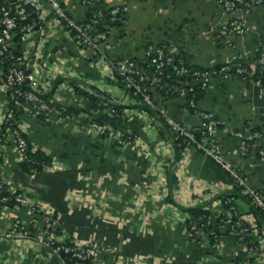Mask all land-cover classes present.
<instances>
[{
    "label": "crops",
    "instance_id": "1",
    "mask_svg": "<svg viewBox=\"0 0 264 264\" xmlns=\"http://www.w3.org/2000/svg\"><path fill=\"white\" fill-rule=\"evenodd\" d=\"M64 1L77 20L87 18L88 6L83 0ZM102 3L127 6L124 22L110 27L111 46L107 52L115 60L143 57L148 43L166 42L175 52L184 54L192 66L209 68L238 56L252 60L264 40V1L244 12L251 28L243 34L223 32V24L231 17L223 0ZM32 19L36 25V18ZM38 25L41 57L54 71L53 84L67 75L87 81L97 90H112L126 101V87L120 79L110 77L93 56L83 51L77 38L58 23L52 12L48 11ZM1 75L0 65V79ZM50 77L44 72L39 75L41 81ZM174 91L170 95L156 91L153 98L158 107L164 106L187 125L199 124L200 113L184 106L188 93L177 88ZM54 93L77 110L72 118L27 112L23 121L33 149L49 154L55 169L32 173L22 169L20 151L10 132L3 144L0 140V148L3 176L9 184L27 188L35 200L45 204L54 215L55 229L61 230L56 231L59 237L67 235L73 241L111 246L113 251L101 254L94 264H260L256 253L248 251L246 243L231 231L230 219L219 220L222 232L216 245L204 229L189 227L190 214L180 206H193L211 198L210 194L203 195L199 188L202 184L228 189L234 171L246 174L249 183L264 194V95L259 94L253 77L212 76L198 96L199 109L211 110L224 120L216 132L222 148L218 159L194 144L177 155L170 133L162 124H151L138 110L129 117L135 138L117 144L81 129L94 119L117 130L118 124L105 108L95 107L97 102L65 83ZM134 101L131 99V103ZM8 105L7 95L0 89V139ZM237 130L261 132L246 153V134ZM210 203L212 222L217 221V215L228 213L221 200ZM235 203L242 213L249 208L243 198ZM17 217L28 223L32 215L18 205L4 207L0 264H63L60 256L37 237L15 238L8 233ZM240 254L243 257L238 258Z\"/></svg>",
    "mask_w": 264,
    "mask_h": 264
},
{
    "label": "built area",
    "instance_id": "2",
    "mask_svg": "<svg viewBox=\"0 0 264 264\" xmlns=\"http://www.w3.org/2000/svg\"><path fill=\"white\" fill-rule=\"evenodd\" d=\"M64 0H21L17 2L6 3L4 1L0 3V54L7 52L6 55L12 59L11 67L8 71L4 70L2 65L4 59L0 57V65L2 66V75L0 79V89H3L8 99V107L5 112L3 119L4 130L1 134V144L6 139L8 133H12L13 141L16 147L20 151V160L29 159V137L27 135L26 125L23 121V114L30 112L36 116L48 117L51 115H58L62 119H69L75 115V112L69 109L68 104L59 100L56 96V93L47 97L45 94L50 91L53 87V69L42 60V55L40 52L39 41L42 38L37 34V28L35 22H26L24 24L18 23V15L20 17H26L31 13L26 8V3L31 2L33 9L38 13V23L40 24V19L46 18L47 13L52 12L58 19V23L62 25L69 33L73 29L76 31V34H73L78 41V45L83 51L89 53L93 58H95L99 65L105 72H108L110 77L121 79V81L126 82L127 86L134 87L133 89L126 88V101L123 97L121 99L119 96L114 94L111 90L109 92L107 89H99L100 91H105L106 94L102 99L97 100V105L99 107L105 108L111 115L114 113V107L116 103H131V99L139 93L143 94V102H146L152 107L160 108L165 119L170 124L172 132H175V137L184 135L185 148L189 145H196L204 150L206 154L214 158H221L222 148L220 143L216 140V132L219 126L223 125L224 120L221 117L215 115L211 110H201L197 107V101L195 98H190L187 96L186 102L191 106L195 107V110L200 113L202 118L200 123L195 126L187 125L179 120H176L172 115L168 113V110L164 107H158L154 98L147 92L148 89L152 87H157L160 83V73L161 70L158 68L154 71L152 75L141 74L140 81L135 77L137 72V65L140 61L135 57L123 58V59H112L109 57L107 49L111 46L108 41L109 29L100 30L97 32H92L94 28V23H97L101 19H110V20H119L122 19L123 13L127 10L125 4H114L109 9L101 8L91 11L92 14L89 15L88 19L83 21L77 20L73 17L67 7L63 4ZM84 3L89 5H96L98 0H83ZM264 0H223V6L226 11L231 13V17L223 24V32H234L243 34L247 32L250 27L249 23L244 20V12L248 10L251 6L255 4L262 3ZM123 14V15H122ZM18 32L22 35L21 45L22 52L17 51L19 41H16L14 36ZM72 34V33H71ZM38 36V40H37ZM261 48L263 49L258 57H255L250 61L249 66H245L241 61H235L233 59L229 60L223 66L212 67L210 69H193L189 70V67L184 63V59L180 58L182 63L177 69V74L183 75L190 72L193 78L191 80L202 81L204 87L208 86L209 78L212 76L216 77H227L232 74L231 68L235 64V73L244 76L253 77L254 83L258 87L259 94L264 95V82L259 78H254L256 72H264V40L260 43ZM168 51H167V50ZM175 52L170 45H156L148 44L145 49V54L142 61L149 62L148 64L155 62L158 65L170 64L175 59ZM140 66V65H139ZM46 73L47 76H51L50 79L41 81L39 75L41 73ZM117 75H121L117 77ZM56 76V75H55ZM142 80L144 82H142ZM55 81V80H54ZM145 81H148L147 84ZM65 83L67 86L76 90L77 86H80L86 89L89 92H92L91 86L87 81L80 80L77 78H72L65 75V78L56 85L55 91H58V88L61 84ZM188 84L190 81L187 79H179V83L173 84V88H177L180 91L187 92L189 89ZM169 90V89H168ZM167 89L164 92L168 91ZM190 90V89H189ZM188 93V92H187ZM11 101V102H10ZM18 106V108L15 107ZM143 114L145 118L153 125L160 126L161 121L152 115L147 109L140 107L129 106L125 109L124 112L120 113L122 118H129L133 111ZM119 114V113H118ZM159 124V125H158ZM87 129L93 131L99 136H105L109 139H112L114 142L122 144L131 139H134L136 132L130 127L123 129L121 127L117 130L110 129L104 123L98 120L90 119L89 122L84 123L81 129ZM202 128L203 136L201 139H196L194 131L200 130ZM166 131V130H165ZM237 130L239 134H246V143L243 153H246L248 150L247 143L248 139H254L261 135V132L258 130ZM128 133V134H127ZM168 133V132H167ZM127 134V138L125 135ZM134 135L131 138V135ZM170 137L172 138L171 134ZM131 138V139H130ZM172 141L173 138H172ZM244 148V147H243ZM263 152V150H262ZM44 170L55 169V162L51 161L45 163ZM37 169L34 167L32 172H36ZM2 167H0V188H2L5 183H7L8 189L15 194V199L17 200V205L26 208L32 215L29 222H25L22 218H16L13 228H10L8 232L11 236L17 238L18 236H35L40 241L46 243L54 253L59 255L60 249L72 250L74 249V254L77 255L82 261H78L77 264H87L85 261L90 260L89 264H94L96 259L103 253L113 251L112 247L106 244H96L94 242H77L71 240L67 235H60L55 231L54 226V216L53 213L47 209L45 204L41 201L35 200L29 193L28 189L25 187H14L8 183L6 178L2 174ZM236 181L239 184L243 185L242 191L244 193H250L253 198V202L257 205L264 207V194L259 188L252 186L249 183L247 175L238 176V172L235 173ZM234 182H230L229 186L231 187ZM229 187V188H230ZM203 195H209L213 201L221 200L219 193L222 192L220 185L218 184H209V185H200L199 187ZM8 198L7 195L3 196L1 199L5 200ZM231 199L228 198L226 201L229 202ZM212 201V203H213ZM212 204H207L206 207H211ZM0 218L2 216V204H0ZM228 214H238L240 213L239 209L236 206V203L231 204L228 209ZM211 218V217H210ZM240 227L236 228L233 226L231 231L237 235L239 240H242L246 233L253 232L255 236V241L259 243L261 248L258 251V248L255 245L249 247L248 251L251 253H256L258 257V262L264 264V231L257 226L255 222L254 212L247 210L242 213V218L237 220ZM194 227L202 228L206 231L207 236L209 231L203 227V222L198 224L197 221L194 222ZM0 226V237H2V231ZM213 232V229L211 230ZM259 239V241L257 240ZM68 241L72 242L73 245L67 244ZM58 242L57 245L55 243ZM213 244H218V239L213 242ZM60 256V255H59ZM61 258V257H60ZM63 264L64 260L61 258Z\"/></svg>",
    "mask_w": 264,
    "mask_h": 264
},
{
    "label": "trees",
    "instance_id": "3",
    "mask_svg": "<svg viewBox=\"0 0 264 264\" xmlns=\"http://www.w3.org/2000/svg\"><path fill=\"white\" fill-rule=\"evenodd\" d=\"M4 1L6 3H10V2H17V1H21V0H0V3L1 2L4 3ZM63 4L65 5V1H63ZM111 6H113V4L106 6V5H104L102 3V0H98L96 2V5L92 4V5L88 6V15H87L86 19H88L90 14H92L91 11H93L95 9H100V7L101 8H105L107 10ZM123 14H125V12ZM124 18H125V16L123 15L122 19H119V20L101 19L97 23H94V28H93L92 32H97V31L104 30V29H109V32H110V27L112 25L117 24V23L124 22ZM17 19H18V23L19 24H24L26 22H32L33 21L32 17L30 15H28L26 17H20L18 15ZM70 32L72 34H76V31L74 29L72 31H70ZM14 38H15L16 41H19L18 47H17V51L18 52H22L23 48H22V45H21V40H22L21 33L18 32L17 34H15ZM148 44H151V42L148 43ZM154 44L161 45V46L163 44L170 45L169 43H166V42H159V43H154ZM260 45L257 48L258 51H257V53H256L257 55L255 57H258L260 55L261 51L263 50ZM6 53L7 52H4V53L0 54V57H2L4 59V61L2 63V65L4 67V70L8 71L9 68L11 67L12 59H10L6 55ZM173 54H175V59L170 64H166V65H158L155 62H152V63L148 64L149 62L147 63V62L142 61L143 57H140V58L136 57L137 60L140 61L139 62L140 66L137 65V67H136L137 72L135 73V77L137 79H139L141 74L152 75L157 68L159 70H161L162 73H160L161 75H160V80H159L160 84L157 87H152L151 89H148V91H147L152 97L154 96V93L156 91L163 92L166 89L167 90L169 89L166 93L173 94L175 92L174 88L172 87L173 84L179 83V79H183V80L187 79V80L190 81V84H188L190 90L189 89L187 90L188 97L189 96H190V98L193 97L197 101L198 96L201 94V92H203V90L206 87H204L202 81H199L197 79L196 80H191L193 78V76H192V74H190V72L185 73L183 75H179V74L176 73L178 67H180L181 64H182L180 62V58L184 59V63L187 65V67H189L190 71L193 70V69H196V68L197 69H206L207 67L204 68V67L192 66L191 64L188 63V61H187L186 57L184 56V54L177 53V52H173ZM233 60H234V62L235 61L236 62L237 61H241L242 64L245 65V66H249L250 65L249 62L252 61V60L247 59V58H245L243 56H238V57H236ZM224 64H226V62L223 63V64H220V65H214L212 67H219L220 68ZM212 67H209L207 69H210ZM231 70H233L232 74H237V73H235L236 72L235 71V64H233V68H231ZM120 76L121 75H117V77H120ZM245 77H250V76L248 75V76H245ZM259 77L264 82V72H262V73L256 72L255 75H254V78H259ZM57 81L54 82L53 87L50 89L49 92H47L45 94V96L49 97V96H51L53 94V92L56 89V85L61 82V81H58V83H57ZM120 81H121V79H120ZM138 81H140V79ZM142 82H144V81L142 80ZM145 82L147 84L149 83L148 81H145ZM121 84L124 87L129 88V89H133L134 88V87H129V85L127 86V83L123 82V81H121ZM91 89H92V92H89V91H87L86 89H84V88H82L80 86L76 87L77 91L85 93L94 102H97L98 99H102L103 96L106 94L105 91L97 90V88H95V87H91ZM142 98H143V94L139 93L138 95L134 96V99H135L134 102L135 103H128V104L127 103H116L115 107H114V113L112 115L113 119L115 120V122L118 124L119 127L123 128V129H127V128H130L129 118H122L120 116V113L124 112L125 109L127 107H129V106H135V107H140V108H143V109H147L152 115H154L155 117H157L161 121V124L163 125L164 129L166 131H168V133L171 134V136H172V138L174 140V144H175V148H176V151H177V155H180V153L185 149V142L183 141L184 140V135H180L179 137L176 138L175 137L176 133L172 132L173 130H172L170 124L165 119L161 109L157 108V107H152L149 104H147L146 102H143ZM184 106L187 109H194L195 110V107L191 106L188 102H185ZM15 107L18 108L17 105H15ZM95 107L98 108L99 105L97 106L95 104ZM69 109L72 110V111H77L76 109H73L71 107H69ZM42 117H44V116H42ZM195 125L198 126V124H195ZM195 125H193V126H195ZM219 128H220V126H219ZM202 130L203 129L200 128V130H197V131L195 130L194 131L196 139H199V140L201 139V137L203 136ZM127 134L125 135V138H127ZM133 136L134 135L132 134L131 138H133ZM253 140H255V138L247 140V143H250L248 145V148L250 147V145L253 142ZM117 144H119V143H117ZM29 146H30V149H29L30 158L21 161V168L24 169L27 172H31V170H33L34 167L37 170H44V165H46L45 163H48V162L52 161L50 155L47 154L46 152H43L42 150L33 149V145L31 144L30 138H29ZM2 162H3V153H2V149L0 148V167L2 166ZM170 173L174 174V173H172L171 170H170ZM239 175L244 176L246 174L239 172L238 176ZM235 178H237V177L232 175V178H230V179H231L232 182H234L233 185L230 188H228V189L222 191L221 193H219L220 197L222 198V202L225 203V207L228 210L230 208L231 204L235 203L237 198H243L249 205L248 210L254 212V214H255V222H256L257 226L261 229V231H264V207L255 204L253 202L252 195L250 193H244L242 191L243 185L239 184L238 181H236ZM0 179H2V178L0 177ZM6 185H7V183H5V185L2 188H0V204H2V207H3L2 211H3L4 207H13V206L18 204L17 200L15 199V194L12 193L8 189V187ZM173 186H174V183H172L170 187H173ZM5 195H7L8 198H6L5 200H2L1 198L3 196H5ZM228 198L231 199L229 202L226 201ZM213 199H215V198L214 197L213 198H209L208 200H204V201L199 202L198 204L193 205V206H191V205H180L184 210L188 211L189 214H190V217L187 220L189 227L192 228V226H194L193 224H194L195 221H197L198 224H201L203 222V227L209 231V237H210L212 243L219 238V235L222 232V230L220 229V223H219L220 219L221 220L222 219L223 220L224 219H226V220L230 219L232 221V223H233V226H236V228H238L240 226L238 225L237 220L242 218V212H240L238 214L232 213V214H229V215H228V213L227 214L221 213V214L217 215V221L212 222L210 217H211V215H213V211H211V207H206V205L210 204V202H212ZM228 212H229V210H228ZM212 229H213V232L211 231ZM55 231L60 232L61 230L59 228H56ZM242 241H244L246 243L245 245H247L248 249L252 245H255V247L258 248V251L261 249L259 247L260 246L259 243L255 241V236H254L252 231L249 232V233H246V235L242 239ZM57 244H58V242L55 243V245H57ZM67 244L73 245V243L70 242V241H68ZM58 252H59L60 257L64 260V264H77L78 261H82L81 258H79L77 255L74 254V249L65 250V249L62 248ZM252 256L254 258V255H252ZM241 257H243L242 254L238 255V258H241ZM256 257H257V255H256ZM246 258H248V256H246ZM85 262L87 264H89L90 260H86Z\"/></svg>",
    "mask_w": 264,
    "mask_h": 264
},
{
    "label": "water",
    "instance_id": "4",
    "mask_svg": "<svg viewBox=\"0 0 264 264\" xmlns=\"http://www.w3.org/2000/svg\"><path fill=\"white\" fill-rule=\"evenodd\" d=\"M25 6H26V8H27L29 11H31V16H32V17H35L36 20L38 21V13H37L36 10L33 9V5H32V3H31V2H27ZM38 24H39V23L37 22L36 27L39 26Z\"/></svg>",
    "mask_w": 264,
    "mask_h": 264
},
{
    "label": "rangeland",
    "instance_id": "5",
    "mask_svg": "<svg viewBox=\"0 0 264 264\" xmlns=\"http://www.w3.org/2000/svg\"><path fill=\"white\" fill-rule=\"evenodd\" d=\"M210 195H211V194H210ZM211 196H212V195H211ZM196 197H199V195H198V196L196 195Z\"/></svg>",
    "mask_w": 264,
    "mask_h": 264
}]
</instances>
